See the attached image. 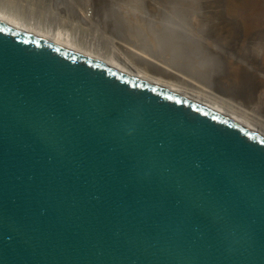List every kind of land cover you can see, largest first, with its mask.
Returning <instances> with one entry per match:
<instances>
[{
    "label": "water",
    "instance_id": "1",
    "mask_svg": "<svg viewBox=\"0 0 264 264\" xmlns=\"http://www.w3.org/2000/svg\"><path fill=\"white\" fill-rule=\"evenodd\" d=\"M0 264H264V133L0 19Z\"/></svg>",
    "mask_w": 264,
    "mask_h": 264
},
{
    "label": "rangeland",
    "instance_id": "2",
    "mask_svg": "<svg viewBox=\"0 0 264 264\" xmlns=\"http://www.w3.org/2000/svg\"><path fill=\"white\" fill-rule=\"evenodd\" d=\"M20 1V4L33 2V11L42 21L52 11H58L61 20L57 22L62 26L75 22L82 26V33L87 29L98 31L101 43L111 41L115 46L116 58L134 59L136 64H130L134 70L146 69V74L153 73L154 78L164 74L160 75L162 79L166 78L163 67L181 73L179 76L183 78L178 82L182 81V85L192 88L191 81L250 112L257 120L256 125L258 122L257 127H263L257 129L264 133V0L183 1L190 4V8H202L199 17H195L196 10L180 13L179 0H143V3L142 0H87L84 4L87 7L82 0H63L64 4L62 0H55V6L61 5L59 8L54 7L53 0ZM196 1H200L199 4ZM217 7L221 10L214 14ZM152 59L154 63L150 62ZM156 61L161 71L154 66ZM139 62L145 66L143 69ZM170 72L166 75L170 76ZM169 76L166 79L169 80ZM184 78L189 82L185 83ZM253 126L256 127L255 123Z\"/></svg>",
    "mask_w": 264,
    "mask_h": 264
},
{
    "label": "bare ground",
    "instance_id": "3",
    "mask_svg": "<svg viewBox=\"0 0 264 264\" xmlns=\"http://www.w3.org/2000/svg\"><path fill=\"white\" fill-rule=\"evenodd\" d=\"M28 1V0H27ZM63 1V0H62ZM60 1V3L62 2ZM84 1V2H82ZM80 0V2H82V4H86L88 3V1L86 0ZM90 1V0H89ZM153 2V0H151ZM167 1V0H166ZM181 1L180 5L178 4L177 7H179L180 10H178L180 13L181 11H188V10H196L194 11L195 13L197 12L198 14L195 15V17H199V14H200V10L202 8H198V6L196 8H190V4H185V2H187L186 0H179ZM185 1V2H183ZM20 0H0V19L8 22V23H11L13 25H16L20 28H23L25 30H28V31H31L35 34H38V35H41L45 38H48V39H51V40H54L60 44H63L69 48H72V49H76L78 51H82V52H85L87 54H90V55H93L95 57H98L104 61H106L107 63H110L116 67H119L125 71H128L132 74H135L137 76H140L141 78H144L146 80H149V81H153V82H156L158 84H161V85H164L166 87H169L171 89H174L178 92H181L185 95H188L194 99H197V100H200L202 102H205L231 116H233L234 118L248 124L249 126H253L254 123H255V128H259L257 127L258 126V122H257V125H256V119L255 117H253L250 112L248 111H245V110H242L240 108H238L237 106H234V105H231L230 102H228L226 99H224L223 97H220L219 95H217V93H212V91L208 92V90H205L203 88V86L201 87V85H197L195 83H191L189 82V80L187 78H184V82L187 83L189 82V84L192 86L187 88V86L185 85H182L181 82L182 81H179L178 82V79L180 78H183V76H179V74L181 75V73H178L176 74L175 70L173 72H170L168 71L166 68H162L160 67V69L158 68L160 64H157L158 61H156V65L154 66H157V70L159 69V71H161V68L164 69L163 71H166L164 72L165 73V77L167 78V76L169 75H166L168 74L167 72H170L171 75L168 77L170 78L169 80L164 78L162 79L161 76L164 74H160L159 76H156L153 75V73L150 75L148 73L146 74L147 71L145 70H141V68H138L140 70H137L135 69L134 70V66L132 67L130 64L132 65H135L136 62L132 60H129L127 61V57L126 58H123L124 60L120 59L119 57L116 58L115 55L117 54L115 51H114V48L115 46L113 45V43L110 41L108 42L107 44H103L101 43L100 39L98 37H101L99 32L98 31H93V30H86L85 32L82 33V26L81 25H76L75 22L70 24V25H61L60 23H58L57 21L61 20L60 19V15H57V12L58 11H55L51 14H49V16H47L45 20H41L39 18V16H37L36 12L33 11V7L35 4H32L33 2H27V3H21L20 4ZM69 2V1H68ZM75 2V0H74ZM86 2V3H85ZM91 2V1H90ZM130 2V1H129ZM164 2V1H163ZM200 1H196L195 3H198L199 4ZM55 3V0H53V4ZM59 3V1H58ZM59 3V4H60ZM134 3V2H133ZM142 3H143V0H142ZM159 3V2H158ZM52 4V3H51ZM56 4V3H55ZM54 4V7H57L59 8L61 5L59 6H55ZM62 4V3H61ZM63 4H64V1H63ZM65 4H66V1H65ZM74 4V3H73ZM145 4V3H144ZM182 4V5H181ZM194 4V3H193ZM213 4V3H212ZM70 5V4H69ZM89 5V4H88ZM149 5V4H148ZM156 5V4H155ZM189 5V6H188ZM196 5V4H195ZM26 6L28 8H26ZM152 6V5H151ZM84 7H87L84 5ZM154 7V6H153ZM89 8V6H88ZM169 8V7H168ZM218 8V7H217ZM167 9V8H166ZM214 9V8H213ZM137 10V9H136ZM211 9H209L210 11ZM221 10V9H220ZM219 8L215 11V9L212 11V13L214 12V14L216 13H219ZM161 11V10H160ZM208 10L206 12H209ZM223 11V10H222ZM237 11V10H236ZM244 11H246L244 9ZM136 12V11H135ZM171 12V11H170ZM193 12V11H192ZM29 13H30V16H29ZM211 13V12H210ZM54 14V15H53ZM128 14V13H127ZM120 15V14H119ZM218 15V14H217ZM181 16V14H180ZM249 16V15H248ZM132 17V16H131ZM135 18V17H134ZM209 18V17H208ZM216 18V17H215ZM50 19V20H48ZM122 19V18H121ZM201 19V18H200ZM212 19V18H211ZM246 19V18H245ZM249 19L250 21V18H247ZM199 20V19H198ZM244 21V20H243ZM247 21V20H246ZM128 24L130 21H127ZM244 23V22H243ZM194 24V22H193ZM214 24V23H213ZM130 25V24H129ZM196 25V24H194ZM243 26V24H242ZM214 27V26H213ZM212 27V28H213ZM216 27V26H215ZM129 29V28H128ZM224 30V29H223ZM231 30V29H230ZM84 31V30H83ZM88 33H90V35H88ZM160 33V32H159ZM165 37V36H163ZM137 38V37H136ZM157 42V40H156ZM149 43V42H148ZM150 44V43H149ZM246 45V44H245ZM142 46V45H141ZM150 47V46H149ZM124 49V48H123ZM164 50V49H163ZM132 51H133V48H132ZM134 51H137V50H134ZM139 51V50H138ZM262 51V50H261ZM128 52V50H127ZM135 53V52H134ZM141 53V52H140ZM166 53V52H165ZM130 54H132L130 52ZM137 54V53H135ZM138 57H141L139 56V54H137ZM169 55V54H168ZM133 56V55H132ZM148 56V55H147ZM172 56V55H171ZM170 56V57H171ZM263 56V54H262ZM148 58V57H147ZM150 58V57H149ZM169 58V57H168ZM172 58V57H171ZM170 58V59H171ZM183 58V57H182ZM129 59V58H128ZM137 59V58H136ZM141 59V58H140ZM263 59V57H262ZM157 60V59H156ZM145 61V60H144ZM149 61V60H148ZM194 61V60H193ZM231 61V60H230ZM142 62V61H141ZM150 62H153V59L150 60ZM161 62V61H160ZM172 62V61H171ZM186 62V61H185ZM184 62V63H185ZM140 63V62H139ZM163 63V62H162ZM165 63V62H164ZM168 63V62H167ZM127 67H125L124 65ZM138 64V63H137ZM142 64V63H140ZM147 64V63H145ZM195 64V63H194ZM163 65V64H162ZM230 65H232L230 63ZM171 66V65H170ZM199 66V65H198ZM197 66V67H198ZM143 67H145L143 64H142V69ZM149 69L150 67L147 66ZM146 67V68H147ZM172 67V66H171ZM170 67V68H171ZM235 67V66H234ZM133 68V69H132ZM173 68V67H172ZM192 68V67H191ZM238 68V67H237ZM180 70V68H179ZM145 71V72H144ZM156 73V72H154ZM163 73V72H162ZM158 74V73H157ZM156 74V75H157ZM188 74V73H187ZM183 75V74H182ZM153 76V77H152ZM188 76V75H187ZM223 78V77H222ZM243 79V78H242ZM177 81V82H176ZM230 91V90H229ZM233 91V90H232ZM204 99V100H203ZM208 101V102H207ZM252 118L255 120L254 122L250 121V119L252 120ZM243 119H247V120H243ZM254 127V126H253ZM263 128V127H260V129ZM261 132V131H260Z\"/></svg>",
    "mask_w": 264,
    "mask_h": 264
}]
</instances>
